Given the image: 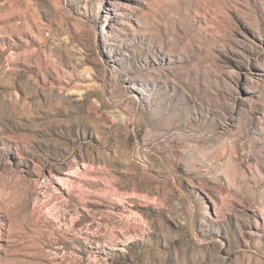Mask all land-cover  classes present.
I'll use <instances>...</instances> for the list:
<instances>
[{
    "label": "rangeland",
    "instance_id": "obj_1",
    "mask_svg": "<svg viewBox=\"0 0 264 264\" xmlns=\"http://www.w3.org/2000/svg\"><path fill=\"white\" fill-rule=\"evenodd\" d=\"M0 264H264V0H0Z\"/></svg>",
    "mask_w": 264,
    "mask_h": 264
}]
</instances>
